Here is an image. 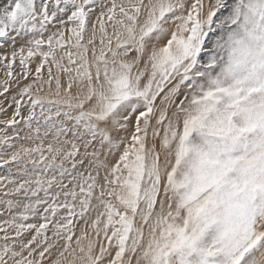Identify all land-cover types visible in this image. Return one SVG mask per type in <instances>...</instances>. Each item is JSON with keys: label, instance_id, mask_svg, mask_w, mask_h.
<instances>
[{"label": "snow or ice", "instance_id": "snow-or-ice-1", "mask_svg": "<svg viewBox=\"0 0 264 264\" xmlns=\"http://www.w3.org/2000/svg\"><path fill=\"white\" fill-rule=\"evenodd\" d=\"M0 71V264H264V0H3Z\"/></svg>", "mask_w": 264, "mask_h": 264}, {"label": "rangeland", "instance_id": "rangeland-1", "mask_svg": "<svg viewBox=\"0 0 264 264\" xmlns=\"http://www.w3.org/2000/svg\"><path fill=\"white\" fill-rule=\"evenodd\" d=\"M3 2V0H0V3H2ZM0 76L2 77L3 76V72L2 71H0Z\"/></svg>", "mask_w": 264, "mask_h": 264}, {"label": "bare ground", "instance_id": "bare-ground-1", "mask_svg": "<svg viewBox=\"0 0 264 264\" xmlns=\"http://www.w3.org/2000/svg\"><path fill=\"white\" fill-rule=\"evenodd\" d=\"M1 77V76H0Z\"/></svg>", "mask_w": 264, "mask_h": 264}]
</instances>
